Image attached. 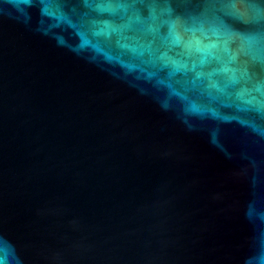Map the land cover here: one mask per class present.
I'll list each match as a JSON object with an SVG mask.
<instances>
[{
	"label": "water",
	"instance_id": "1",
	"mask_svg": "<svg viewBox=\"0 0 264 264\" xmlns=\"http://www.w3.org/2000/svg\"><path fill=\"white\" fill-rule=\"evenodd\" d=\"M87 2L0 0V257L259 264L264 0Z\"/></svg>",
	"mask_w": 264,
	"mask_h": 264
},
{
	"label": "clouds",
	"instance_id": "2",
	"mask_svg": "<svg viewBox=\"0 0 264 264\" xmlns=\"http://www.w3.org/2000/svg\"><path fill=\"white\" fill-rule=\"evenodd\" d=\"M83 3L85 5V7H91V5L88 4L87 0H83ZM95 7H96V10H98V11H111V10H114L115 8H123V9L127 10V8L130 6L129 5H123V4H119V5L98 4ZM150 11H151V18L155 19L156 18V7L151 6ZM162 11H164V10H162ZM167 11L170 12V9H168ZM137 19H139V17H137ZM168 23L172 27L173 25L174 26L176 25L177 21H168ZM260 135L264 136V132H261ZM257 255H258L259 264H264V243L261 244V247H260ZM0 264H8V261L5 258L0 257ZM245 264H253V258L247 259L245 261Z\"/></svg>",
	"mask_w": 264,
	"mask_h": 264
},
{
	"label": "snow or ice",
	"instance_id": "3",
	"mask_svg": "<svg viewBox=\"0 0 264 264\" xmlns=\"http://www.w3.org/2000/svg\"><path fill=\"white\" fill-rule=\"evenodd\" d=\"M233 6H235V5H233ZM170 35L174 36L173 43H175V44H179V43H180V38H179V36L175 34V26H174V25L171 27ZM210 47H214V46H210ZM197 50H198V51H205L204 49H197ZM207 54L210 55L211 53L208 52ZM204 62H205V60L202 59V60H201V63H204ZM223 71H228V69L225 68V69H223Z\"/></svg>",
	"mask_w": 264,
	"mask_h": 264
}]
</instances>
